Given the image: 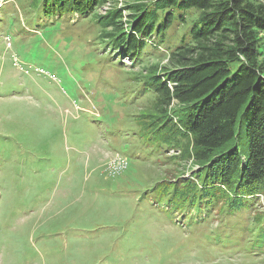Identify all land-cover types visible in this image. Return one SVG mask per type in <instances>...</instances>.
<instances>
[{
  "label": "rangeland",
  "instance_id": "1",
  "mask_svg": "<svg viewBox=\"0 0 264 264\" xmlns=\"http://www.w3.org/2000/svg\"><path fill=\"white\" fill-rule=\"evenodd\" d=\"M41 1L0 0V264H264L245 251L263 195L231 225L166 203L200 169L145 123L152 97L133 81L166 59L112 51L94 21L116 7L126 22L133 0L53 16Z\"/></svg>",
  "mask_w": 264,
  "mask_h": 264
},
{
  "label": "trees",
  "instance_id": "2",
  "mask_svg": "<svg viewBox=\"0 0 264 264\" xmlns=\"http://www.w3.org/2000/svg\"><path fill=\"white\" fill-rule=\"evenodd\" d=\"M107 1L41 4L45 11L54 9L53 16L87 13ZM125 9L126 22L116 7L94 20L110 27L101 38L112 51L140 63L154 53L164 54V64L147 63L145 74L133 81L152 97L145 123L156 135L153 140L160 136V142L180 146L183 160L200 168L193 179L180 181L173 194L158 186L155 192L168 195L170 209L181 213L188 199L196 221L218 206L228 225L238 223L226 216L250 209L257 195L264 196V2L133 0ZM53 23L54 29L60 25ZM9 145L0 146V156L8 158ZM261 216L246 233L248 254L264 251Z\"/></svg>",
  "mask_w": 264,
  "mask_h": 264
}]
</instances>
